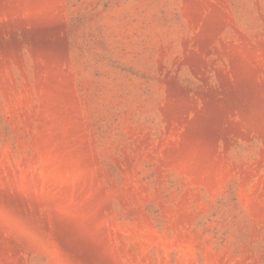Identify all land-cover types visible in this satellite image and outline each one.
I'll return each mask as SVG.
<instances>
[{
  "label": "rangeland",
  "instance_id": "obj_1",
  "mask_svg": "<svg viewBox=\"0 0 264 264\" xmlns=\"http://www.w3.org/2000/svg\"><path fill=\"white\" fill-rule=\"evenodd\" d=\"M0 264H264V0H0Z\"/></svg>",
  "mask_w": 264,
  "mask_h": 264
}]
</instances>
